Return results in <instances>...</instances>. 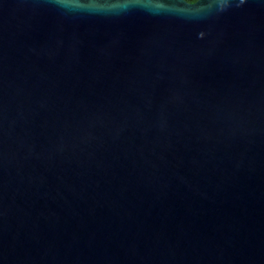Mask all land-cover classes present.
<instances>
[{
	"label": "water",
	"instance_id": "1",
	"mask_svg": "<svg viewBox=\"0 0 264 264\" xmlns=\"http://www.w3.org/2000/svg\"><path fill=\"white\" fill-rule=\"evenodd\" d=\"M0 264H264V0H0Z\"/></svg>",
	"mask_w": 264,
	"mask_h": 264
},
{
	"label": "trees",
	"instance_id": "2",
	"mask_svg": "<svg viewBox=\"0 0 264 264\" xmlns=\"http://www.w3.org/2000/svg\"><path fill=\"white\" fill-rule=\"evenodd\" d=\"M188 1H195V0H188Z\"/></svg>",
	"mask_w": 264,
	"mask_h": 264
}]
</instances>
